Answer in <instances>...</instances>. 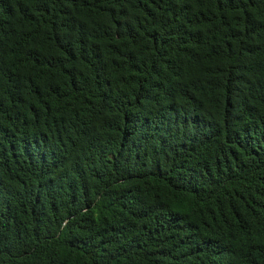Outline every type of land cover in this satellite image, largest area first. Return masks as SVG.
I'll use <instances>...</instances> for the list:
<instances>
[{
  "label": "trees",
  "instance_id": "trees-1",
  "mask_svg": "<svg viewBox=\"0 0 264 264\" xmlns=\"http://www.w3.org/2000/svg\"><path fill=\"white\" fill-rule=\"evenodd\" d=\"M0 264H264V0H0Z\"/></svg>",
  "mask_w": 264,
  "mask_h": 264
}]
</instances>
